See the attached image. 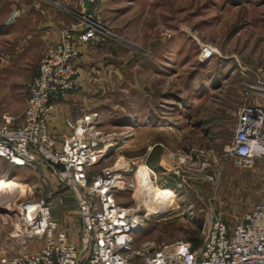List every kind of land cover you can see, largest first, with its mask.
I'll list each match as a JSON object with an SVG mask.
<instances>
[{
	"label": "rangeland",
	"instance_id": "rangeland-1",
	"mask_svg": "<svg viewBox=\"0 0 264 264\" xmlns=\"http://www.w3.org/2000/svg\"><path fill=\"white\" fill-rule=\"evenodd\" d=\"M52 6L59 27L76 22L72 13L78 10L76 0H54ZM97 12L120 37L82 45L78 67L85 81L79 78L78 90L67 97L68 108H57L55 129L63 136L68 130L64 115L78 118L77 112L81 115L90 109L99 113L100 128L106 133L131 126L139 113L138 121L148 119L149 125L141 122L136 137L119 147L123 153L114 145L90 168V176L115 166L121 157L135 168L136 162L144 163V146L156 143L163 142L173 151L213 149L216 181L206 180L205 173L197 170L182 171L180 176L160 173L159 190L176 209L147 220L133 238L135 250L177 241L198 248L207 216L220 215L232 227L264 201V158L243 169L224 157L245 89L258 83L264 88V0H100ZM21 13L19 20L30 12ZM202 45L212 46L215 55L202 59ZM40 46L33 42L26 49L0 53L4 58L0 60V121L6 112L20 115L24 110L42 58ZM81 89L87 90L85 95ZM247 101L264 104V95L253 93ZM155 148L157 160L161 147ZM65 188L57 169L45 162L20 167L0 158V256L21 252L26 231L14 213L28 190L31 200L63 192L66 203L57 206L75 209L76 200ZM132 194L123 192L118 200L134 206ZM147 194L135 195L150 209L153 201ZM141 209L149 211L146 206ZM73 241L83 244L80 236Z\"/></svg>",
	"mask_w": 264,
	"mask_h": 264
},
{
	"label": "built area",
	"instance_id": "built-area-1",
	"mask_svg": "<svg viewBox=\"0 0 264 264\" xmlns=\"http://www.w3.org/2000/svg\"><path fill=\"white\" fill-rule=\"evenodd\" d=\"M76 1L78 10L72 11L76 22L64 28L59 42L42 56L29 84L26 107L20 115H2L0 158L20 167H33L41 161L57 169L60 182L76 200L83 244L73 241L53 215L54 204L66 203L63 193L31 200L28 190L14 213L26 231L21 252L0 256V264H264V201L232 227L220 215L207 216L198 248L190 242L177 241L134 249L137 228L149 220L148 211L141 209L148 206L135 194L148 193V184L159 185V170L148 165L145 155L144 163L151 170L146 178L136 176L142 165L135 163L133 168L125 157L98 175L90 176L89 171L104 159L103 148L107 145L114 144L123 153L119 147L136 137L141 122L149 125L148 119L138 123L132 118V125L126 129L106 133L100 128L99 113L89 110L78 118L64 115L63 123L69 132L61 137L62 142L51 129L58 106L80 86L78 59L82 45L120 37L97 12L100 0ZM21 14L19 8H13L6 24H15ZM213 55L212 46L202 45V59ZM0 60L4 58L0 56ZM253 93L264 95L263 86L258 83L245 89L235 133L224 155L243 169L253 168L258 159L264 158V104L248 102ZM156 145L164 151L162 160L167 163L161 167L165 175L180 176L182 171L197 170L205 173L206 180L216 181L213 149L173 151L162 142L148 145L147 150L152 151ZM131 173L133 177L128 179ZM127 191L133 192L136 205L127 206L118 200V195ZM172 191L175 193L173 188Z\"/></svg>",
	"mask_w": 264,
	"mask_h": 264
},
{
	"label": "crops",
	"instance_id": "crops-1",
	"mask_svg": "<svg viewBox=\"0 0 264 264\" xmlns=\"http://www.w3.org/2000/svg\"><path fill=\"white\" fill-rule=\"evenodd\" d=\"M52 1L54 0H14L10 3L8 2V0H0V43H1L0 48L2 49L0 53H2L7 49L10 51L12 50L20 51L22 49H26L27 47H30L31 44H33V42H39L41 45L39 48V52H40L39 54L43 56L47 48H49L51 45L58 43L61 38V31L63 28H61L62 26L59 27V25H57L58 21L55 20V14L53 13L54 9L52 8L53 7ZM18 4H20L21 6H17ZM12 8H19L21 12L23 10L26 12L28 11V13L29 12L30 13L20 18V20H22L21 22L18 19L19 21H17L15 24L7 25L6 20L10 12L12 11ZM80 69L82 68H79V70ZM82 77L85 79V76L83 75L80 76L79 78L82 79ZM82 81L85 80L82 79ZM79 84H80V80H79ZM134 87L136 88V84H134ZM81 91L82 93L83 91L87 92L86 89H81L80 92ZM88 92H92V91H88ZM83 94L85 95V93ZM79 96L81 97V95ZM64 102H63L64 104H60L58 106V109L61 105H66L67 108L69 107L68 105L69 99H67ZM74 112L75 111H72V114H76ZM141 114L142 113H139L138 115L139 119L137 118L138 120H141L142 117ZM77 116L79 117L78 112H77ZM55 117L57 118V112L55 114ZM55 117H52L51 129L53 133L58 138H60L62 137L60 136L61 134L58 132L57 129H55L56 128ZM138 120L136 121L139 123L140 121ZM68 132H69L68 130L67 132L65 131L66 134H68ZM144 147L147 149V146ZM155 150L156 148H154L150 152L147 150L144 155H147V161L150 166L156 167L159 170V173H163L161 171L162 170L161 164L163 162L162 156L164 151L161 148L159 159L157 158V160H154L156 157ZM73 207H75V209H70L71 206L67 205L64 207L65 208L64 209L54 204L52 210H53V215L59 220L62 227L68 232L70 238L72 240H76L79 239L80 236L79 234L80 224L76 218V204L73 203L72 208Z\"/></svg>",
	"mask_w": 264,
	"mask_h": 264
},
{
	"label": "bare ground",
	"instance_id": "bare-ground-1",
	"mask_svg": "<svg viewBox=\"0 0 264 264\" xmlns=\"http://www.w3.org/2000/svg\"><path fill=\"white\" fill-rule=\"evenodd\" d=\"M213 51H215V50L213 49ZM113 147H114V144H109L105 148H103V152H105L107 154L109 152V150H111ZM141 165L142 166H140V169H138L139 170L138 171L139 174H141V173H144V174L151 173L150 172L151 170H149V166H147L145 163H143ZM115 169L116 168H113V170H115ZM138 172H137V175L136 176L139 175ZM141 175H142V177L143 176L145 177V175H143V174H141ZM146 177H147V175H146ZM159 188H161V187H159L156 184H154V185L148 184V194L147 195L153 201V203L150 206V209L148 211V213H149V216H148L149 217V220H151L152 218H156V217L159 218L160 216H163V213H165L166 211H168L171 208L172 209H176L174 207V205L172 204V202L170 201V199L168 197H166L163 194V192L161 190H159ZM153 190H156V191L153 192ZM171 193H173L172 189H171ZM138 198H142V197L138 196ZM173 198H174V196H173ZM143 201L145 202V200H143ZM175 202H176V200H175ZM148 203H150V201Z\"/></svg>",
	"mask_w": 264,
	"mask_h": 264
},
{
	"label": "trees",
	"instance_id": "trees-1",
	"mask_svg": "<svg viewBox=\"0 0 264 264\" xmlns=\"http://www.w3.org/2000/svg\"><path fill=\"white\" fill-rule=\"evenodd\" d=\"M196 246H197L196 244L193 245L194 248H196Z\"/></svg>",
	"mask_w": 264,
	"mask_h": 264
}]
</instances>
